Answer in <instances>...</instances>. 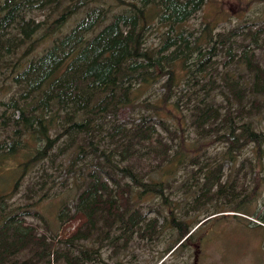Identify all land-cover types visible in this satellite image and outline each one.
<instances>
[{"label": "trees", "instance_id": "16d2710c", "mask_svg": "<svg viewBox=\"0 0 264 264\" xmlns=\"http://www.w3.org/2000/svg\"><path fill=\"white\" fill-rule=\"evenodd\" d=\"M207 1L0 0V89L16 88L0 100L1 125L12 132L0 142V163L21 156L2 181L17 190L26 180L32 193L25 197L42 200L49 194L29 175L33 163L50 177L48 191L68 177L74 193L60 200L55 219L75 223L64 235L42 233L26 221L35 215L30 205H14L1 188L0 264H91L105 244L116 255L134 234L153 240L162 223L148 217L152 206L142 211L144 199L170 205L175 167L199 165L189 171L199 187L191 208L216 209L190 225L170 206L164 221L176 240L165 252L183 249L223 211L219 203L234 199L236 176L224 162L259 170L264 25L253 19L219 28L214 17L195 34L184 24ZM37 10L44 19L29 16ZM124 109L130 119L121 118ZM30 142L33 152L23 153ZM208 145L220 149L200 163ZM246 147L252 153L240 159ZM238 204L229 208L249 212Z\"/></svg>", "mask_w": 264, "mask_h": 264}, {"label": "rangeland", "instance_id": "374dc122", "mask_svg": "<svg viewBox=\"0 0 264 264\" xmlns=\"http://www.w3.org/2000/svg\"><path fill=\"white\" fill-rule=\"evenodd\" d=\"M29 16L36 21L45 18L40 10L32 12ZM214 17L219 19V28L239 25L248 27L250 20L253 19H256L260 25H264V1L208 0L202 11L192 16L184 24V27L195 34H199L205 22H209ZM73 23L74 17L67 26ZM155 39L156 36L152 35L150 41L155 43ZM2 76L0 75V78ZM153 88L155 87L153 86L149 90ZM15 90V87L0 89V100L7 99ZM121 118H131L128 117L127 109L121 112ZM258 127L264 130V115H260ZM11 133V128L3 127L0 121V142L4 140L6 134L9 140L12 136ZM34 145L31 142L26 144L22 149L23 153L31 154L33 152L31 146ZM219 149L220 147L214 148L208 145L205 155H199L200 163L215 158ZM251 153V147H246L240 159L250 156ZM194 154L193 152L190 153L191 156ZM20 158L19 155V157L16 156L0 163V189H4L5 195L14 205H30L29 208L34 211L35 215L28 216L26 221L36 226L40 232L49 234L52 237L56 234L64 235L70 232L75 227V223L66 224L63 227L55 219L60 200L63 198L71 200L74 193V190L69 188L70 184L67 183L68 177L65 179L64 185L58 182L48 191L47 188L51 186L50 177L43 175L41 162L33 163L29 175L36 178L34 179L36 185L39 182L41 183L43 191H46L49 196L39 200L37 199L39 194H35L33 199H27L25 195L32 192L26 180H23L17 190L13 189V183L7 185L6 181H2L5 177L14 175L12 171ZM210 163L214 164V161ZM230 165V162H224L225 173L231 170V179L234 175L236 176L234 199L232 201L226 200V203L223 200L222 203H219L221 208L217 209L223 211L216 214L215 218L213 217L205 222L200 228L194 230L186 247L183 249L178 247L177 250L172 252L178 246L176 245L170 252H165V249L175 242L176 230L169 226L164 218L168 216L170 206H172L178 218L182 217L184 220L191 222L190 225L197 218H202L206 214L215 211L216 207L211 203L196 206V209L191 208L194 197L199 192V187L196 178L193 181L189 171H193V169L198 171L199 165L189 166L188 171L182 167H175V171L169 179L172 182L171 189L165 192L169 195L170 205L166 204L168 208L163 204L161 205L160 200L153 196L144 199L142 211L146 212L149 209L148 206H152L153 210L148 213V217L157 216L160 225L162 223V227L160 226L158 229L159 234L157 237L148 240V236L141 237L134 234L133 244L129 248L117 252L116 255L113 254V247L105 244L100 250L101 258L91 264H155L160 258L162 259L157 264H161V262L162 264H264V158L256 173L246 170L247 167L243 171H237L236 168L239 163ZM164 179L168 180L167 177ZM57 180L60 179L57 178ZM10 181L12 180L10 179ZM256 182H258L257 193L252 194L251 200L246 202L245 197L253 190ZM242 185L243 187L246 185L247 190H244ZM242 199H245V201L240 203ZM236 203H239L240 207L247 205L249 212L245 214L229 208L230 205L235 207ZM154 208H159L161 212L159 216ZM28 255L29 253L26 252L21 257H27ZM63 263V261L58 262V264Z\"/></svg>", "mask_w": 264, "mask_h": 264}]
</instances>
